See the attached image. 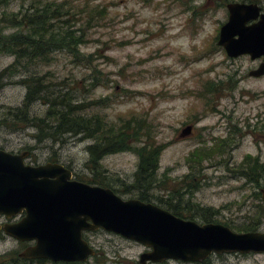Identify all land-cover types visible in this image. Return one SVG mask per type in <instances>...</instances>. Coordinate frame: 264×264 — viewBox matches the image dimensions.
Here are the masks:
<instances>
[{
	"label": "rangeland",
	"instance_id": "1",
	"mask_svg": "<svg viewBox=\"0 0 264 264\" xmlns=\"http://www.w3.org/2000/svg\"><path fill=\"white\" fill-rule=\"evenodd\" d=\"M32 1L62 5L64 12L89 6L88 10L105 12L94 14L100 25L88 31L80 57L59 51L47 60L25 59L2 80L0 150L28 151L26 164L32 166L62 164L77 181L96 180L124 200H140L146 192L147 203L166 210L171 203L186 220L200 225L221 224L236 233L259 225L257 231L264 232L260 196L264 175L259 187L239 173V166L246 169L248 157L259 158L264 166V76L250 77L264 59L230 58L218 44L221 28L229 20L228 4L253 2L264 10V0H10L0 3V32H18L10 27L9 17L26 10ZM16 61L15 55L0 51V74ZM31 78L50 86L54 96L68 95L86 104L87 118L100 115L120 128L135 117L134 126L143 131L137 148L154 142L166 146L156 182L152 186L139 182L140 157L134 149L106 155L95 166L89 147L96 139L64 134L40 141L39 129L19 121L22 115H17L25 111L24 81ZM29 109L30 117L46 118L48 106L43 100ZM190 125L193 135L181 138ZM221 140H227L224 153L206 161L201 176L193 177L187 157L199 148L212 150ZM24 216L2 217L1 223H16ZM84 239L96 250L85 263L23 261L21 253L34 243L1 233L0 264H141L140 257L148 250L104 230L85 232ZM159 264H264V254H212L201 262L169 259Z\"/></svg>",
	"mask_w": 264,
	"mask_h": 264
},
{
	"label": "water",
	"instance_id": "2",
	"mask_svg": "<svg viewBox=\"0 0 264 264\" xmlns=\"http://www.w3.org/2000/svg\"><path fill=\"white\" fill-rule=\"evenodd\" d=\"M219 46L230 58L264 59V11L258 3H230ZM264 76V62L250 77ZM193 135V126L180 137ZM29 152L0 150V233L34 243L20 257L54 263H85L96 250L84 239L104 230L144 245L141 264L169 259L200 262L212 254L264 253V232L236 233L221 224L200 225L155 204L124 200L112 189L74 179L59 163L26 164ZM264 202V190H262ZM25 216L16 223L1 218Z\"/></svg>",
	"mask_w": 264,
	"mask_h": 264
},
{
	"label": "trees",
	"instance_id": "3",
	"mask_svg": "<svg viewBox=\"0 0 264 264\" xmlns=\"http://www.w3.org/2000/svg\"><path fill=\"white\" fill-rule=\"evenodd\" d=\"M9 1L0 0V3L5 4ZM32 2L34 3L26 10L22 9L17 14L9 17L10 27L18 28V32L11 35L0 32V51L17 57L16 63L0 74V84L9 71L17 68L19 63L25 59L29 61L37 59L47 60L51 54L59 51L77 54L75 56L80 57V48L88 42V31L100 25V18L95 17L94 14H104L105 12L104 8L88 10L90 6L82 9L71 8V10L67 9L68 12H64L62 5L53 3L40 5L38 1ZM69 15L71 16L69 21L63 20L64 17L68 19ZM77 19L81 22L79 29L76 28ZM65 23H68L70 27L65 28L63 26ZM24 83L28 87L24 103L25 111L23 114L17 113V115H22L19 121L34 125L39 129L41 134L40 141L47 138L57 140L59 136L64 134L72 136L83 135L87 139H96L97 143L89 147L92 157L91 163L95 166L106 155L134 149L140 157L137 176L139 182L149 183V186L156 182L157 173L160 169L161 155L166 146H160L154 142L151 144L146 143L144 146L137 148L136 145L142 142L143 131L140 127L136 128L134 126L135 117H131L120 128H116L115 125L107 124L100 115L87 118L83 114L85 110L83 106L86 107V104L76 103L74 98L68 95L54 96L55 92H52L50 86L43 83L42 80L31 78L25 80ZM211 88L213 90V86ZM38 100H43L45 105L48 106L46 118L30 117L29 108ZM20 110L21 108L18 109V111ZM226 141L221 140L219 145H216L212 150L199 148L187 157V163L190 166L193 177L197 176V173L201 176L206 161L211 160L217 154L221 155L224 153L223 149ZM244 164L247 165L246 169L243 165L239 166L241 169L240 175L260 187L264 175V166L260 163L259 158L252 161L248 157ZM78 179L81 180L80 178ZM92 182L94 183L89 184L108 188V186L106 187L96 180ZM149 197V194L142 192L140 200L147 203L149 202L147 201ZM167 210L185 219L183 212L177 207L174 208L171 203H169ZM257 227L259 225H254L247 232L257 231ZM25 260L23 259V261Z\"/></svg>",
	"mask_w": 264,
	"mask_h": 264
},
{
	"label": "flooded vegetation",
	"instance_id": "4",
	"mask_svg": "<svg viewBox=\"0 0 264 264\" xmlns=\"http://www.w3.org/2000/svg\"><path fill=\"white\" fill-rule=\"evenodd\" d=\"M260 196H261V199H262V194H260ZM8 220H10V219H8ZM7 223V222H6ZM1 234V233H0ZM236 255H239L240 257H247V256H254V255H259V254H256V253H250V254H241V253H235ZM262 254H264V253H262ZM207 259V258H206ZM205 259V260H206ZM201 262V261H200ZM148 263H153V262H148ZM147 263V264H148ZM161 263H163V262H161ZM153 264H159V263H153Z\"/></svg>",
	"mask_w": 264,
	"mask_h": 264
}]
</instances>
